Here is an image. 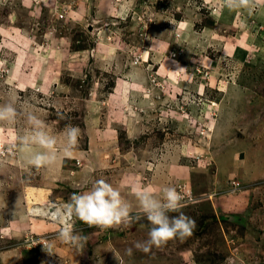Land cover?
<instances>
[{"label": "rangeland", "instance_id": "obj_1", "mask_svg": "<svg viewBox=\"0 0 264 264\" xmlns=\"http://www.w3.org/2000/svg\"><path fill=\"white\" fill-rule=\"evenodd\" d=\"M6 103L19 115L0 122V264H264V0H0ZM32 113L57 138L56 159L39 168L18 144ZM69 123L81 135L66 157ZM101 178L138 220L74 219L88 237L78 248L28 213ZM165 186L196 228L136 250L150 224L135 190L159 197Z\"/></svg>", "mask_w": 264, "mask_h": 264}, {"label": "clouds", "instance_id": "obj_2", "mask_svg": "<svg viewBox=\"0 0 264 264\" xmlns=\"http://www.w3.org/2000/svg\"><path fill=\"white\" fill-rule=\"evenodd\" d=\"M250 0H225L229 8L247 6ZM19 115L17 108L11 103L0 104V122L15 119ZM31 131L28 135L19 136L18 144L21 150L31 153L29 163L37 168L53 162L57 157L56 135L48 131V124L35 113L28 116ZM65 138L62 151L66 157H71L78 144L81 129L78 125L66 124L60 133ZM38 146L40 151H35ZM161 196L153 194V190L144 187L135 190L136 200L143 216L150 224L147 238L136 241V250L149 253L174 238L191 236L196 228L194 218L179 211L184 205V197L174 186H165ZM133 206L124 199L121 192L105 179L95 180L91 187L83 192H73L60 209L61 228L57 238L66 244L82 247L88 237L75 229L73 221L78 219L89 227L112 228L121 225L128 226L139 217L132 215ZM179 212L170 216L169 213ZM125 254L131 256L133 248L125 249Z\"/></svg>", "mask_w": 264, "mask_h": 264}, {"label": "built area", "instance_id": "obj_3", "mask_svg": "<svg viewBox=\"0 0 264 264\" xmlns=\"http://www.w3.org/2000/svg\"><path fill=\"white\" fill-rule=\"evenodd\" d=\"M236 190V187L231 190V192H234ZM43 207V205H41ZM41 206H33L28 210V213L33 216H39L43 219H46L48 222L53 223L57 226L59 232L61 228V218H60V209L62 208L63 204L59 205L56 203H46L45 211L41 209ZM56 233V234H57ZM30 244L32 245H39V246H46V240L44 238H38L30 239Z\"/></svg>", "mask_w": 264, "mask_h": 264}, {"label": "bare ground", "instance_id": "obj_4", "mask_svg": "<svg viewBox=\"0 0 264 264\" xmlns=\"http://www.w3.org/2000/svg\"><path fill=\"white\" fill-rule=\"evenodd\" d=\"M45 207V206H44ZM43 211H45V208H41Z\"/></svg>", "mask_w": 264, "mask_h": 264}]
</instances>
